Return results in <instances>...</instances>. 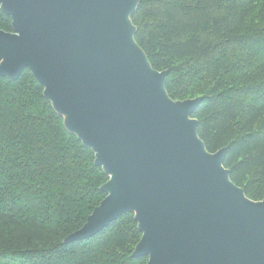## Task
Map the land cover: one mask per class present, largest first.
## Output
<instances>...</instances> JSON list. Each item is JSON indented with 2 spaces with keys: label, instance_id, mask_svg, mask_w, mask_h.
I'll return each mask as SVG.
<instances>
[{
  "label": "water",
  "instance_id": "1",
  "mask_svg": "<svg viewBox=\"0 0 264 264\" xmlns=\"http://www.w3.org/2000/svg\"><path fill=\"white\" fill-rule=\"evenodd\" d=\"M137 0H0V77L23 70L107 176L104 199L65 243L123 214L145 264H264V199L248 200L210 154L191 116L201 98L172 101L133 40Z\"/></svg>",
  "mask_w": 264,
  "mask_h": 264
},
{
  "label": "trees",
  "instance_id": "2",
  "mask_svg": "<svg viewBox=\"0 0 264 264\" xmlns=\"http://www.w3.org/2000/svg\"><path fill=\"white\" fill-rule=\"evenodd\" d=\"M129 21L172 101L201 98L191 118L210 154L253 202L264 199V0H137ZM0 30L11 20L0 10ZM107 176L67 131L29 71L0 77V264H145L132 214L65 243L104 199Z\"/></svg>",
  "mask_w": 264,
  "mask_h": 264
},
{
  "label": "rangeland",
  "instance_id": "3",
  "mask_svg": "<svg viewBox=\"0 0 264 264\" xmlns=\"http://www.w3.org/2000/svg\"><path fill=\"white\" fill-rule=\"evenodd\" d=\"M249 200V199H248ZM251 201V200H250ZM253 202V201H252ZM135 248V247H134ZM134 250V249H133ZM133 253V252H132Z\"/></svg>",
  "mask_w": 264,
  "mask_h": 264
}]
</instances>
